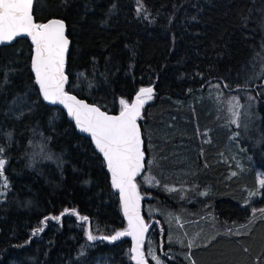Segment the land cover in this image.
<instances>
[{
	"label": "trees",
	"instance_id": "16d2710c",
	"mask_svg": "<svg viewBox=\"0 0 264 264\" xmlns=\"http://www.w3.org/2000/svg\"><path fill=\"white\" fill-rule=\"evenodd\" d=\"M32 16L35 23L66 25L67 92L116 114L121 99L129 104L140 88H154L138 119L146 171L153 174L163 163L161 179L169 182L172 172L181 179L171 191L164 182L152 187L158 193L149 202L157 210L152 225L164 247L156 252L152 237L144 248L164 264H189L187 240L171 236L176 222L191 230L253 225L259 229L251 242L210 243L192 252L190 262L201 264L197 253L203 264L264 259V0H35ZM31 59L27 39L0 47V158L8 183L0 187V264H133L129 240L87 239L86 230L108 237L127 229L119 197L91 141L62 110L42 101ZM214 84L222 93H238L248 111L243 117L240 109L231 146L219 131L213 143L196 140L209 124V107L197 95ZM187 177L193 179L188 186ZM135 184L139 190L140 180ZM65 209L69 214L61 216ZM55 216L61 219L41 224ZM38 227L43 231L34 236Z\"/></svg>",
	"mask_w": 264,
	"mask_h": 264
},
{
	"label": "snow or ice",
	"instance_id": "6c2138e0",
	"mask_svg": "<svg viewBox=\"0 0 264 264\" xmlns=\"http://www.w3.org/2000/svg\"><path fill=\"white\" fill-rule=\"evenodd\" d=\"M137 2L139 3V0ZM32 4L33 0H0V44L10 43L21 36L31 38V43L34 45L31 66L35 74V83L39 86L43 99L54 105H63L79 131L89 134L95 148L103 154L107 169L111 173L112 187L119 191L123 213L127 219V229L117 231L108 237H97L86 230L87 239H108L109 242H113L121 237L130 236L135 242L132 258L136 264H144L140 246L143 244L147 225L139 215L140 196L134 183V178L143 167L144 160L137 120L141 117L144 105L153 99L154 89L151 86L140 88L135 102L131 105L121 99L122 110L116 116H110L98 107L89 106L68 95L64 91L67 80L65 53L69 44L64 35L65 25L57 20L46 24L35 23L31 12ZM139 11L138 8L137 12ZM6 76L7 74H5V82H7ZM237 115L238 113L233 111V116ZM231 122L238 123V120L233 119ZM3 152L4 148L0 147V157ZM5 164L6 160L0 158V177H4V183L0 187L7 189ZM260 184L264 186V179L260 180ZM65 214H69L68 209H65L61 216ZM70 214L77 216L81 221L88 220V217L79 216L76 210H71ZM61 216L46 217L41 224L50 219L59 221ZM249 222L251 223L252 220L250 219ZM41 231L43 228L38 227L33 231V235ZM193 246L194 242H189L187 245L189 249ZM153 259L156 260V264H161V260L155 255Z\"/></svg>",
	"mask_w": 264,
	"mask_h": 264
},
{
	"label": "rangeland",
	"instance_id": "374dc122",
	"mask_svg": "<svg viewBox=\"0 0 264 264\" xmlns=\"http://www.w3.org/2000/svg\"><path fill=\"white\" fill-rule=\"evenodd\" d=\"M216 86L217 85H215V84L211 85L206 93H199L197 95V101H199L200 103H204L205 104L204 106L209 107V108H207L208 110L206 111V114H205V121L207 123L209 122V124H206L204 126V129H203L201 134H200V130L198 129L199 134L196 135V140H198V143H200V144H202L203 142H206L205 144L213 143L214 142V140H213L214 136L216 134H218L217 131H219L220 134L226 133L227 143L229 146H231L233 138L237 134V128L239 127V124H240V114H239L240 109L242 111L243 117L247 116L248 111H247L246 107H240V96L238 93L237 94L226 93V92L222 93L215 88ZM148 102H150V101H148ZM190 105L189 106L191 108H193L192 103ZM233 111L238 113V115L233 116ZM233 119L238 120V123H232L231 121ZM228 127H229L230 131H231V127H234L235 130L230 132V131H228ZM215 129H218V130H215ZM224 129H226V130H224ZM172 140H174V139H172ZM179 143H177V144H179ZM177 148L178 147L175 145L172 149L177 150ZM154 151H155V149L153 148V151L149 153L150 157H149V160L147 162V165L154 166V164L152 162V158L155 155ZM155 159L158 160V157H156ZM172 160L175 162H178V160H180V158L178 156H173V158H171V161ZM158 162H161V161H158ZM162 165H163V163H160L158 165V169H156V171L153 174H152V171H151V173H149V171H146V173H144L141 177L142 181L150 187H154V185L161 184L164 182L165 187H163V188H165L167 191H171V190L176 188L175 185H177V183H180V182H176L175 179H177V178L181 179V177L179 174L172 172L170 174L171 177L167 178L168 180H170L169 182H166L167 181L166 178L164 179L163 182H160L161 181L160 175L162 173ZM168 167H172V166L168 165ZM170 216H172L171 213L169 215H164L165 221L167 222L168 225L172 221V220L170 221V218H169ZM190 216H192V215H190ZM179 218H181V216H179ZM201 218H199L200 219L199 221L205 220V219L203 220V218H205L204 216H201ZM186 224H187L186 222H183L182 224H179L178 222H176V224H173L172 229H171V231H172L171 236L173 239H176V243H180L186 237L187 238V245L189 244V242H194V246L192 247V248H194L195 246H199V245L207 242L208 239H206V238L213 236L212 234H208V235H204V236H206V238H200L203 236H201L200 234H197V233L185 235V232L188 231V228L191 229L190 226H185ZM212 227H214V226H212ZM175 231H178L177 236H175ZM190 237H191V239H190ZM144 250H145V253H147V257L150 258L154 264H156V260L153 259V255H155L157 258H159L161 256L160 255L157 256L156 254H154L156 252L153 250L148 251L145 248H143V251ZM188 251H189V248L186 246V253L184 256L186 258L188 257L187 256ZM172 256H173V254H172ZM159 259L161 260V264H164L162 261V257Z\"/></svg>",
	"mask_w": 264,
	"mask_h": 264
},
{
	"label": "water",
	"instance_id": "95a60500",
	"mask_svg": "<svg viewBox=\"0 0 264 264\" xmlns=\"http://www.w3.org/2000/svg\"><path fill=\"white\" fill-rule=\"evenodd\" d=\"M34 1H35V0H33V4H34ZM33 4H32V8H33ZM31 12H32V9H31ZM52 20L61 21V20H58V19H51V20H49V21H47V22H45V23H42V24L49 23V22L52 21ZM61 22H63V21H61ZM63 23H64V22H63ZM64 25H65V23H64ZM64 35H65V38L69 41V39H68V37H67L66 25H65V29H64ZM22 38H23V39H27V40H29V42H30V44H31V46H32V56H33V55H34V45H32V43H31V38H30V37H27V36L17 37V38H15L12 42H10V43H7V42L2 43V44H0V47H2V46H6V45H9V44H11V43H14L16 40H18V39H22ZM69 47H70V41H69V44H68L67 51H66V53H65V69H66V60H67V54H68V49H69ZM31 62H32V59H31ZM31 70H32V66H31ZM32 74H33V78L35 79V74H34L33 70H32ZM65 75H66V73H65ZM66 76H67V75H66ZM67 85H68V77H67V80H66V82H65V84H64V91H65L68 95H70V96H74L77 100H80V101H82V102L88 104L89 106H96V105H93V104H90V103L86 102L85 100L79 99V98L76 97L75 95H73V94L67 92V91H66V87H67ZM151 87H152V86H151ZM37 88H38V92H39V95H40L42 101H43L46 105H48V106H50V107H56V108L62 110V111L66 114L68 120H69L70 122L73 123V125H74L76 131H77L82 137H84V138H86V139H88V140L91 141V144H92L94 150H95V151H96V152L102 157V159H103V162H104V164H105V168H106V172H107V174H108V176H109V178H110V182H111V173H110V172L108 171V169H107L106 161H104L103 154L100 153V152L95 148V144H94V142L92 141L90 135L87 134V133H82V132L79 131V129H78V128L76 127V125H75V121H74V120L68 115L67 109L64 108L63 105H61V104H55V105H54V104H51V103L45 101V100L43 99L42 94L40 93V90H39V86H38V85H37ZM153 89H154V88H153ZM138 92H139V90H138V91L135 93V95L132 97V99H131L129 105H131L132 103L135 102V98H136ZM154 94H155V91H154ZM96 107H97V106H96ZM99 109H100V108H99ZM100 110H101V109H100ZM101 111H103V110H101ZM103 112H105V111H103ZM105 113L108 114V115H110V116H116V115H119L120 112H119V113H116V114H113V113H107V112H105ZM141 114H142V110H141ZM137 126H138V128L140 129V132H141V140H142L141 149H142V151L144 152V160L142 161L143 167L141 168L139 174L134 178V183H135V181H136V180H137V179H138V178L144 173V171H145V161H146V158H147L146 153H145V150H144V149H145V144H144V140H143V136H142V131H141V127H140V125H139V123H138V120H137ZM111 186H112V182H111ZM112 189H113V191H114V192L118 195V197H119V202H120V205H121L122 215H123V218H124L125 222L127 223V219H126V217L124 216V213H123V208H122V203H121V200H120L119 191H118L117 189H114L113 187H112ZM138 210H139V215H140V217L142 218V215H141V211H142L141 199L139 200ZM142 220L144 221L143 218H142ZM144 223H145V221H144ZM145 225H147V224L145 223ZM148 230H149V226L147 225V231L144 233L143 243L146 241V236H147ZM122 239H127V240L130 241V254H131V256L133 257L134 253L132 252V249H133V247L135 246V242L132 240V238H131L130 236L121 237L119 240H117V241H113V242H111V243L119 242V241L122 240ZM98 240H99V239H98ZM104 241L109 242L108 239H104ZM142 247H143V244L140 246V252H141V254H142ZM142 256H143V254H142ZM143 259H144V264H150V263H148V261L144 258V256H143ZM132 261H133V264H136V261H135L133 258H132Z\"/></svg>",
	"mask_w": 264,
	"mask_h": 264
},
{
	"label": "crops",
	"instance_id": "0c3cea01",
	"mask_svg": "<svg viewBox=\"0 0 264 264\" xmlns=\"http://www.w3.org/2000/svg\"><path fill=\"white\" fill-rule=\"evenodd\" d=\"M259 229V227H255L253 225H248V226H230V227H206V226H201L198 228H195L194 230H191L188 228V231L185 232V235H190V234H200L203 237L200 238H206L204 235L212 234V237L206 238L208 239L207 242L189 249L187 253V258H189V264H195L193 261L190 262V256L192 252H196L197 249L204 248L208 246L210 243L217 242L218 244H226V245H239V244H244L245 241L249 243L251 240H253L252 235H254ZM187 240V238L185 237ZM191 239V237H190ZM195 256L199 257L201 264V258H200V253L195 254ZM186 258V259H187ZM250 264H264V259H260L259 256L255 257L253 261Z\"/></svg>",
	"mask_w": 264,
	"mask_h": 264
},
{
	"label": "flooded vegetation",
	"instance_id": "af4514ba",
	"mask_svg": "<svg viewBox=\"0 0 264 264\" xmlns=\"http://www.w3.org/2000/svg\"><path fill=\"white\" fill-rule=\"evenodd\" d=\"M144 150H145L146 156L148 157L146 147ZM146 161H147V158H146ZM204 165L206 166L208 171L211 170V168H209L208 163H205ZM214 168H216V167H214ZM144 173H146V167H145ZM142 175L138 178V180H140V186H139V190L137 189V192L139 193V196L141 199V204H142V211H141L142 218L144 219L145 223L149 226V230H148V233L146 236V241L144 242V244L145 243L147 244L149 242L152 243L151 238L153 237L152 240L155 241L153 249H155L156 252H159V250L164 246L161 242V240L163 238L160 236L159 232L152 225V224H154V221L157 220V216H156L157 210L155 209L153 202L151 203L152 208L149 209V202H151L153 200L154 195L158 196V193L155 192V190L152 187H148V185L142 181V178H141ZM204 176H207V175H204ZM204 178L207 179V177H204ZM192 180L193 179H191L190 177H187L184 181H185V184L188 186ZM163 181H164V179H161L160 182H163ZM200 181H201V179H197V182H200ZM146 192H149V194H147ZM154 235L156 236V239H155ZM143 248H144V246L142 247V249ZM145 249L146 250L149 249L148 245L145 247Z\"/></svg>",
	"mask_w": 264,
	"mask_h": 264
}]
</instances>
